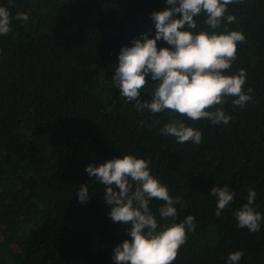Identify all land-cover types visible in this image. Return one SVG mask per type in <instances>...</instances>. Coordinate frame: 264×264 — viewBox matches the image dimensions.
I'll return each instance as SVG.
<instances>
[{
    "label": "trees",
    "instance_id": "1",
    "mask_svg": "<svg viewBox=\"0 0 264 264\" xmlns=\"http://www.w3.org/2000/svg\"><path fill=\"white\" fill-rule=\"evenodd\" d=\"M0 6L12 18L10 33L0 35V264H116L114 247L130 239V226L112 221L107 186L85 168L124 155L149 162L150 174L180 198L168 219L158 211L165 202L150 200L160 227L195 218L196 230L186 228L172 264H228L236 251L243 253L239 264H264V220L253 233L235 217L250 189L264 216V0L228 5L216 30L204 24L206 14L194 18V33L245 36L225 74L244 69L243 90L252 100L240 107L232 103L237 97H225L207 109L223 108L231 117L226 125L143 108L155 87L151 74L139 104L112 82L121 48L144 33L155 37L151 14L170 8L167 0H0ZM20 12L28 21L15 19ZM227 15L235 21L229 24ZM157 46L171 47L163 40ZM173 120L200 131L201 143L162 135ZM81 185L89 190L86 203L78 199ZM214 186L234 193L219 217Z\"/></svg>",
    "mask_w": 264,
    "mask_h": 264
},
{
    "label": "clouds",
    "instance_id": "2",
    "mask_svg": "<svg viewBox=\"0 0 264 264\" xmlns=\"http://www.w3.org/2000/svg\"><path fill=\"white\" fill-rule=\"evenodd\" d=\"M242 0H167L171 5L163 11L153 12L155 23L154 38L147 33L133 39L131 46H123L119 54V64L112 77L113 84L129 102L140 103L141 89L148 83L151 74L154 90L150 102L141 106L153 114L171 110L191 120L209 119L213 124L225 125L231 117L223 108L207 109L224 103L225 97H237L234 105L244 107L252 100L243 86L246 73L240 69L235 75L226 71L236 59L237 45L245 41L242 32L225 29L221 32L197 28L196 17L206 14L204 24L218 29L228 11V5ZM12 4V0H9ZM180 14V18H175ZM11 17L7 7L0 6V35L11 31ZM15 19L28 21L27 13L20 12ZM227 22L235 21V16L227 15ZM187 29V30H185ZM163 40L171 47L159 48L157 41ZM252 89H248L251 93ZM162 135L174 137L178 143L191 141L200 144L201 132L186 126L183 120H173L161 129ZM85 171L97 181L106 185L105 202L111 205L109 217L113 222L130 226L123 243L114 247L113 259L116 264H172L177 259L179 249L187 240V229L195 232L194 217L188 215L179 223L158 225L149 207L152 198L164 201L158 211L163 219L174 218L180 198L169 195L166 185L150 174L149 162L133 155H124L99 164H89ZM118 189V190H117ZM211 194L217 198L216 216L234 199V193L227 186L212 187ZM257 193L250 189L248 202L235 212L240 228L250 232L260 230L264 216L253 207ZM89 198L87 185H81L78 199L86 203ZM243 253L236 251L228 257V264H239Z\"/></svg>",
    "mask_w": 264,
    "mask_h": 264
}]
</instances>
